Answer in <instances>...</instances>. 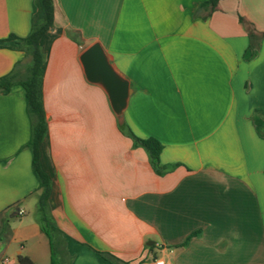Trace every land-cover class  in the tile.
Instances as JSON below:
<instances>
[{
	"label": "crops",
	"instance_id": "crops-1",
	"mask_svg": "<svg viewBox=\"0 0 264 264\" xmlns=\"http://www.w3.org/2000/svg\"><path fill=\"white\" fill-rule=\"evenodd\" d=\"M52 1L39 164L57 257L264 264V0H218L213 10L208 0ZM35 10V0H0V40L26 38ZM17 43L0 47V78L29 64ZM93 43L129 83L125 126L162 145L159 172L86 80L79 57ZM31 130L15 84L0 94V264H51Z\"/></svg>",
	"mask_w": 264,
	"mask_h": 264
},
{
	"label": "trees",
	"instance_id": "trees-1",
	"mask_svg": "<svg viewBox=\"0 0 264 264\" xmlns=\"http://www.w3.org/2000/svg\"><path fill=\"white\" fill-rule=\"evenodd\" d=\"M218 0H208L204 4L211 7L213 10L216 7ZM203 4V5H204ZM35 13L32 17L30 33L26 38L17 39L14 36H9L5 40H0V47H3L2 43L8 41H18V49L25 52L29 56V64L23 68L21 72L18 67L14 69L10 74L0 78V94H6L10 88L19 84L25 91V97L27 100V109L31 119V139L27 147L32 152V167L34 174L38 179L39 188L42 189L40 196L38 197L36 215L41 225L42 230L46 233L52 243V256L51 264H65L64 259L58 258V244L56 242L57 250L54 247L55 235L60 234V230L55 226L51 219L46 214V201L49 193V181L45 173L41 170L39 164V145L42 142L46 133V121L45 113L42 106L41 95V79H42V64L43 54L40 48L41 39L53 28L54 25V5L52 0H35ZM240 23H243L241 17L238 18ZM248 36L252 41L250 43V49L253 51L257 42L256 37L248 32ZM126 135L129 136L134 145L143 148L150 159V162L154 169H157L159 154L162 150V145L154 138L141 139L136 137L125 125L120 128ZM7 225H5L6 227ZM53 235V236H52ZM186 240L184 245L187 243ZM111 264H121L122 262L110 254H101ZM19 264H32V262L26 257L18 258Z\"/></svg>",
	"mask_w": 264,
	"mask_h": 264
},
{
	"label": "water",
	"instance_id": "water-1",
	"mask_svg": "<svg viewBox=\"0 0 264 264\" xmlns=\"http://www.w3.org/2000/svg\"><path fill=\"white\" fill-rule=\"evenodd\" d=\"M85 78L102 88L108 98L119 128L124 127V111L130 94L129 83L111 64L98 43H93L80 54Z\"/></svg>",
	"mask_w": 264,
	"mask_h": 264
},
{
	"label": "built area",
	"instance_id": "built-area-1",
	"mask_svg": "<svg viewBox=\"0 0 264 264\" xmlns=\"http://www.w3.org/2000/svg\"><path fill=\"white\" fill-rule=\"evenodd\" d=\"M19 213L22 214L23 211H19ZM154 264H169V263L164 260H155Z\"/></svg>",
	"mask_w": 264,
	"mask_h": 264
},
{
	"label": "rangeland",
	"instance_id": "rangeland-1",
	"mask_svg": "<svg viewBox=\"0 0 264 264\" xmlns=\"http://www.w3.org/2000/svg\"><path fill=\"white\" fill-rule=\"evenodd\" d=\"M52 236H53V235H52ZM53 242H54V247H55L56 250H57L56 241H54V238H53Z\"/></svg>",
	"mask_w": 264,
	"mask_h": 264
}]
</instances>
